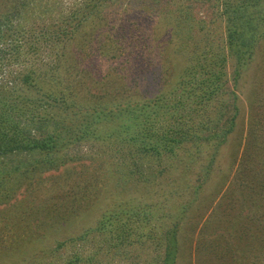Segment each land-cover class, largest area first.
Listing matches in <instances>:
<instances>
[{
	"label": "trees",
	"instance_id": "trees-1",
	"mask_svg": "<svg viewBox=\"0 0 264 264\" xmlns=\"http://www.w3.org/2000/svg\"><path fill=\"white\" fill-rule=\"evenodd\" d=\"M70 1L71 7L65 10L60 0H0V46H9L0 54L11 55L19 68L22 56L33 53L43 65L60 69L62 76L57 86L46 92L34 69L26 70L22 79L18 76L15 81L0 82V162L23 153L40 159L19 165L14 170L17 178L25 176V180L37 171L58 169L65 163H54L53 159L95 131L103 134L107 144L125 147L129 157L139 149L161 154V150L171 153L175 147L194 144L210 151L227 143L237 127L240 110L235 88L229 86L228 63L231 58L237 62L235 85L240 70L264 40V27L257 23L259 15L254 12L264 0H212L223 3L220 16L225 28L221 39L204 49L199 47L207 44L205 29L196 25V17L187 7L165 13L162 9L167 0H130L135 11L116 16L109 8L120 0ZM30 18L34 19L32 25L23 23ZM38 20L43 25L33 26ZM183 52L188 55L187 66L169 79L170 59ZM28 91L42 96L31 99ZM34 102L41 103L37 111L44 104L45 114L52 113V132L39 140L20 124L21 113ZM214 152L208 168L201 171L204 183L214 165ZM245 152L247 158L213 208L215 219L206 222L207 231L202 234L211 238L205 247L216 253L219 264H264V172H260L264 168L257 171L251 164L252 153L248 148ZM4 168L0 163L2 183L8 181ZM200 184L197 188L204 186ZM2 192L0 206L12 199L13 187ZM198 195L196 189L192 197ZM179 204L182 211L189 207L188 203ZM120 212L117 209V214L103 217L101 228L115 222L120 227L118 239L132 233L141 240L147 238L143 229L153 219L133 214V210ZM177 233V224L166 233L163 264L177 262ZM95 234L87 231L79 239L58 241L47 252L57 255L78 241L80 246H88L86 254L77 250L63 259L55 258L60 260L57 264H97L98 251L111 246V240L100 242L93 253L89 242ZM40 252L35 264H41L40 254L45 251ZM52 260L47 264H54Z\"/></svg>",
	"mask_w": 264,
	"mask_h": 264
},
{
	"label": "rangeland",
	"instance_id": "rangeland-1",
	"mask_svg": "<svg viewBox=\"0 0 264 264\" xmlns=\"http://www.w3.org/2000/svg\"><path fill=\"white\" fill-rule=\"evenodd\" d=\"M71 2L60 0V5L69 10L71 5L68 4ZM180 7H187L196 17L198 24H195L205 29L207 44H200V49L214 46L210 44H216L221 39L225 28L220 16L223 3L214 4L212 0H167L162 11L175 13L180 11ZM109 9L114 15L122 16L125 12H134L136 6L130 0H120ZM254 12L259 15L257 23L261 22L264 27V5ZM31 21L34 19L24 20L23 23L30 22L32 25ZM40 21L33 26L41 27L43 24ZM8 47V44H3L0 50L7 51ZM30 55L22 56L19 62L21 66L17 68L11 55L0 54V82L15 81L18 76L23 78L26 70L34 69L44 88L43 92L56 87L62 77L61 70L45 63L43 65L32 57L33 53ZM170 63L169 79H173L187 66L188 55L185 52L177 53ZM246 63L234 85L237 62L232 58L229 60V86L231 90L235 88L240 109L237 127L228 136L227 143L210 150L211 153L199 145L186 144L175 147L171 153L165 150H161V154L147 153L139 149L134 152V157H129L125 147H119L117 143L107 144L102 140L103 134L95 131L53 159L54 163L64 162V165L56 170L37 171L25 180V176L17 178L18 173L14 170L24 163L39 161L36 154H15L1 161L5 165L4 177L8 181L0 182V194L3 189L13 187V196L7 204L0 206V264H35V257L42 250L45 252L40 254L41 264L71 256L77 250L86 254L88 246H80L78 241L57 255L47 251L55 248L58 241L79 239L87 231L97 233L89 242L93 253L100 242L111 240V246L98 251L97 264H163L165 236L174 224L178 225L179 239L176 264H219L216 253L205 247L211 239L202 235L203 230L207 231L206 222L215 219L213 208L217 207L229 184L238 175L240 164L248 156L245 152L247 148L248 153H252L253 167L257 171L264 168V40L255 47L253 58ZM33 95L28 91V97L34 100L42 93L38 97ZM40 104L34 102L30 108H26L21 113L20 123L33 139L38 140L52 132V113L45 114L44 104L37 111L36 106ZM118 149L121 151L118 152ZM212 152L214 165L204 183L201 171L208 168ZM260 172L263 173L264 169ZM20 179L22 186L18 185ZM198 184L204 186L197 188ZM196 189H199L200 196L193 198ZM180 202L188 203L189 207L182 211ZM117 209L121 210L120 215L133 210V214L135 212L153 219L143 229L147 238L141 240L132 233L131 237L118 239L117 230L120 227L117 228L115 222H107L105 228H101L100 220L111 213L117 214ZM156 218L162 222L157 224ZM98 235L101 238H96ZM218 235L220 233L212 239ZM48 247L50 249L47 250Z\"/></svg>",
	"mask_w": 264,
	"mask_h": 264
}]
</instances>
